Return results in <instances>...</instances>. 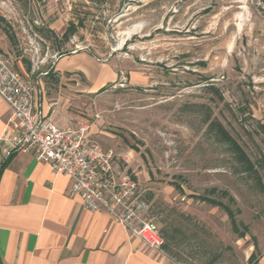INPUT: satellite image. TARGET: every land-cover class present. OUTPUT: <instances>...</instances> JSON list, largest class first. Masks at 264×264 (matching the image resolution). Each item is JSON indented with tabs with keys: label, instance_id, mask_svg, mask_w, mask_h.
Returning a JSON list of instances; mask_svg holds the SVG:
<instances>
[{
	"label": "rangeland",
	"instance_id": "374dc122",
	"mask_svg": "<svg viewBox=\"0 0 264 264\" xmlns=\"http://www.w3.org/2000/svg\"><path fill=\"white\" fill-rule=\"evenodd\" d=\"M0 52L48 99L69 97L67 111L104 147L127 152L120 164L129 162L167 257L264 264V0H0ZM79 52L113 69L104 91H78L79 71L59 88L54 63ZM205 193L230 205L244 237L223 209L190 196Z\"/></svg>",
	"mask_w": 264,
	"mask_h": 264
},
{
	"label": "crops",
	"instance_id": "0c3cea01",
	"mask_svg": "<svg viewBox=\"0 0 264 264\" xmlns=\"http://www.w3.org/2000/svg\"><path fill=\"white\" fill-rule=\"evenodd\" d=\"M82 61L95 68L93 81ZM74 71L85 78V83L76 80L75 85L86 94L93 91L90 84L101 87L116 77L111 67L79 52L54 63L59 88L71 87L67 75ZM33 86L39 117L49 118L60 127L84 120L67 111L72 100L61 91L60 96L48 99ZM77 99L82 102L73 98ZM9 115L8 105L0 98V165L6 161L0 173V264H179L163 250H151L131 236L109 213L84 208L78 196H69L71 177L56 174L48 163L36 161L32 150H11L4 133ZM88 125L89 137L103 146L95 138L93 124ZM125 153L121 149L116 152L115 164L128 172L129 162L126 167L120 164L126 159Z\"/></svg>",
	"mask_w": 264,
	"mask_h": 264
},
{
	"label": "built area",
	"instance_id": "2783aa9c",
	"mask_svg": "<svg viewBox=\"0 0 264 264\" xmlns=\"http://www.w3.org/2000/svg\"><path fill=\"white\" fill-rule=\"evenodd\" d=\"M0 98L10 110L4 133L11 150H32L36 161L71 177L69 196H78L84 208L109 213L148 248L162 250L164 240L150 217L149 203L131 175L115 164V150L89 137L87 123L60 127L39 117L33 84L1 52Z\"/></svg>",
	"mask_w": 264,
	"mask_h": 264
},
{
	"label": "trees",
	"instance_id": "16d2710c",
	"mask_svg": "<svg viewBox=\"0 0 264 264\" xmlns=\"http://www.w3.org/2000/svg\"><path fill=\"white\" fill-rule=\"evenodd\" d=\"M74 28H75V26L72 23L68 24L62 33V38L67 39L68 36L73 33ZM108 86H109V84L102 86L96 93L104 91ZM221 133L227 138V141L231 144V147H232V150L234 151V153L240 157L238 159H239L240 164L243 165L244 171L246 173H255L256 169L254 168V164L250 161L248 156L242 151V149L238 146V144L228 136V134L226 133L225 130L221 129ZM5 163H6V161H3L1 163L0 173H1L2 168L5 166ZM260 166L264 167L263 164H261ZM175 186L177 188L180 187V185L176 184V183H175ZM179 189L182 190L181 187ZM212 191H213V189L207 190V192H212ZM227 195L228 194L226 193L225 196H227ZM190 196L201 201V202H207V203H210L212 205H216V206L220 207L221 209H223L225 211L228 219L230 220L232 232L237 234L239 237H244L247 234V232H248L247 225H245L241 222H237L236 215H235L236 212L230 207V205L228 203H224L220 199L211 198L207 195V193H205V194H193ZM227 198H228V201L234 202V199L231 196L228 195ZM253 257H254V255H253V253H251L249 258H248L249 261H252Z\"/></svg>",
	"mask_w": 264,
	"mask_h": 264
}]
</instances>
